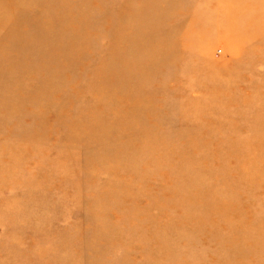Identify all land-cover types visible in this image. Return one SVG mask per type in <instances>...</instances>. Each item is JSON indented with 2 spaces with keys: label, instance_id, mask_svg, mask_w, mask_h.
<instances>
[{
  "label": "rangeland",
  "instance_id": "rangeland-1",
  "mask_svg": "<svg viewBox=\"0 0 264 264\" xmlns=\"http://www.w3.org/2000/svg\"><path fill=\"white\" fill-rule=\"evenodd\" d=\"M0 264H264V0H0Z\"/></svg>",
  "mask_w": 264,
  "mask_h": 264
},
{
  "label": "bare ground",
  "instance_id": "bare-ground-1",
  "mask_svg": "<svg viewBox=\"0 0 264 264\" xmlns=\"http://www.w3.org/2000/svg\"><path fill=\"white\" fill-rule=\"evenodd\" d=\"M138 76V75H137ZM110 109V108H109Z\"/></svg>",
  "mask_w": 264,
  "mask_h": 264
}]
</instances>
